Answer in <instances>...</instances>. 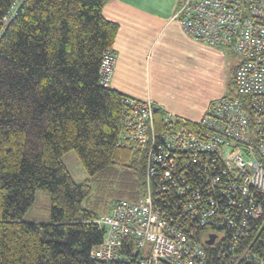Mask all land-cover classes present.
<instances>
[{
	"label": "built area",
	"instance_id": "2783aa9c",
	"mask_svg": "<svg viewBox=\"0 0 264 264\" xmlns=\"http://www.w3.org/2000/svg\"><path fill=\"white\" fill-rule=\"evenodd\" d=\"M174 18L186 35L236 52L235 92L196 122L164 112L160 127L151 100L122 98L117 144L144 155V192L96 217L104 233L90 255L109 263L132 248L135 264H264V0H181ZM114 60L103 53V85Z\"/></svg>",
	"mask_w": 264,
	"mask_h": 264
},
{
	"label": "trees",
	"instance_id": "16d2710c",
	"mask_svg": "<svg viewBox=\"0 0 264 264\" xmlns=\"http://www.w3.org/2000/svg\"><path fill=\"white\" fill-rule=\"evenodd\" d=\"M107 1L0 0V264L136 263L132 248L119 261L91 257L103 213L82 206L90 185L75 182L61 159L72 150L91 176L132 168L141 193L129 201L144 192V155L117 144L127 95L100 80L118 29L102 14ZM163 116L154 105L157 127ZM39 189L50 194V218L23 221Z\"/></svg>",
	"mask_w": 264,
	"mask_h": 264
},
{
	"label": "crops",
	"instance_id": "0c3cea01",
	"mask_svg": "<svg viewBox=\"0 0 264 264\" xmlns=\"http://www.w3.org/2000/svg\"><path fill=\"white\" fill-rule=\"evenodd\" d=\"M180 1L108 0L104 4L105 19L118 24L109 85L196 122L214 99L228 95L229 78L239 60H229L232 48L210 46L186 35L174 18Z\"/></svg>",
	"mask_w": 264,
	"mask_h": 264
},
{
	"label": "rangeland",
	"instance_id": "374dc122",
	"mask_svg": "<svg viewBox=\"0 0 264 264\" xmlns=\"http://www.w3.org/2000/svg\"><path fill=\"white\" fill-rule=\"evenodd\" d=\"M239 60L236 52L231 49L229 60ZM234 73L229 78L228 95L234 94ZM62 161L67 170L77 183L87 181L90 185V193L86 196L81 204L83 207L94 210L101 214L104 213L108 202L117 199L132 200L141 193V180L132 168L126 166H112L96 175H88L76 154L70 150L63 154ZM50 218V194L47 190L39 189L34 195L33 203L28 207L23 215V221L35 219L42 222ZM147 252V247L141 250V255Z\"/></svg>",
	"mask_w": 264,
	"mask_h": 264
},
{
	"label": "water",
	"instance_id": "95a60500",
	"mask_svg": "<svg viewBox=\"0 0 264 264\" xmlns=\"http://www.w3.org/2000/svg\"><path fill=\"white\" fill-rule=\"evenodd\" d=\"M211 241H212V240L210 239V240H208L207 242H208V243H211Z\"/></svg>",
	"mask_w": 264,
	"mask_h": 264
}]
</instances>
